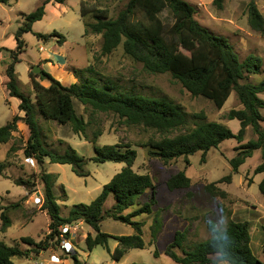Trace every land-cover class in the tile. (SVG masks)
Wrapping results in <instances>:
<instances>
[{"label":"trees","instance_id":"trees-1","mask_svg":"<svg viewBox=\"0 0 264 264\" xmlns=\"http://www.w3.org/2000/svg\"><path fill=\"white\" fill-rule=\"evenodd\" d=\"M66 0H47L34 12L24 14L21 24L15 34L16 49L10 50L0 46V53H9L11 63L6 68L8 82L6 89L10 98L20 101L18 112L12 120L0 128V145L9 144L13 134L18 132V124L23 122L29 129L30 137L24 149L27 158L36 160L41 168L39 181L43 185L44 201L41 210L50 218L49 232L40 242L31 237H22L20 242L30 248L22 250L19 244L9 246L0 241V264H16L17 257H35L43 251L59 250L61 246V228L80 222L88 225L94 231L89 233L85 243L92 252L97 247H103L111 253L112 260L120 263L126 254L133 249L144 250L157 244L163 230L164 222L161 215L155 216L150 225L149 240L145 238L144 222H136L135 218L144 214L152 215L157 205V186L149 174H140L134 170L138 152L132 145H105L95 147L96 156L87 159L75 149L69 148L63 154L51 152L42 139L41 128L36 118L37 111L46 120L59 125H70L77 135H85L89 123L80 117L75 109L74 100L95 113L114 114L127 126H142L160 135L158 139H150L147 143L138 145L149 148V156L160 160L169 166L180 158L188 162L190 156L202 153L205 163L208 152L218 149L227 140H236L239 145L235 150L237 155L229 163L233 173H239L240 168L252 158L257 151L262 154V162L255 168L254 175H263L259 190L264 196V80L259 84L246 82L248 75L258 74L262 68V59L250 55L241 61L232 44L224 37L212 34L196 19V9L185 0H129L125 8L116 18H111L107 9L96 5L81 3L83 17L91 15L93 23H86V33L102 35V55L114 53L120 46L124 54L141 63L150 74H170L174 80L195 98L204 97L221 110L231 95L235 93L242 106L233 109L228 115L229 120H238L241 129L234 133L228 126L219 122H208L204 113L195 114L193 128L189 127L188 114L183 108L164 98H151L133 93H119L112 83L98 84L97 80L88 79L79 84L65 86L50 73L44 72V77L30 72L34 89L35 103L31 96L24 94L19 87L16 67L21 63L20 55L26 48L24 35L33 33L35 23L44 19L46 6L51 2L63 4ZM13 0H0V4L11 5ZM224 0H215L222 8ZM168 13L173 22L167 26L162 15ZM248 21L251 28L264 36V15L257 4L252 1L248 9ZM38 40L48 43L52 38H58L60 45L67 39L64 35L34 33ZM47 81L48 86L42 84ZM201 121V122H200ZM248 128H252L258 136L243 144ZM178 133L176 136H172ZM95 133L94 140L102 136ZM48 159L53 164L71 165L73 172L79 177H89L84 167L90 162L104 164L107 162L124 164L121 172L107 183L101 194L90 204L74 205L67 217L61 213L59 201H67V194L61 199L56 195L55 186L59 176L46 172L44 166ZM6 164L0 162V177L4 174ZM233 175L223 178L217 183H211L206 188L210 193L226 195L217 187L220 183H231ZM18 186H23L30 193L36 187L31 181L17 180ZM170 191L188 190L192 180L185 171H181L167 180ZM147 190H152L150 202L140 206L125 215L133 208L140 196ZM113 195L115 205L104 210L108 198ZM20 203L0 206V232L5 234L12 227L11 212L18 210ZM161 212H164L162 209ZM112 219L131 226L132 235L113 236L102 232V223ZM231 237L230 252L236 264H264L253 252L251 247L250 223L227 222ZM188 231H177L174 241L170 243L165 255L177 264H214L216 259L211 237L188 249L186 242ZM110 240L118 242L114 252L110 249ZM264 253V242H263ZM159 257V252L155 251ZM214 257V258H213ZM74 264H80L76 256L72 257ZM144 264V263H135Z\"/></svg>","mask_w":264,"mask_h":264},{"label":"rangeland","instance_id":"rangeland-1","mask_svg":"<svg viewBox=\"0 0 264 264\" xmlns=\"http://www.w3.org/2000/svg\"><path fill=\"white\" fill-rule=\"evenodd\" d=\"M45 1L47 0H13L11 5H0L1 47L10 50L16 49L15 34L23 15L34 12ZM128 1L66 0L63 4L49 3L46 6L44 19L35 23L33 33L24 35L26 48L20 55L21 63L16 67L20 90L27 96H31L35 103L30 77L32 67L36 65L43 67V62L39 61L40 58L45 53L59 51L65 54L67 64L64 68L73 77L72 83L63 81L66 86L74 83L82 84L88 79L97 80L100 85L110 82L119 93L164 98L181 106L188 114L190 128L195 126L196 121L199 122L193 116L204 113L207 117L206 121L222 123L234 133H238L241 129L240 122L227 119L231 110L242 108L235 93L231 95L223 109L219 110L212 101L204 97H193L170 74L154 75L148 73L141 63L135 62L124 54L122 46L111 55H102V35H85V24L93 23L94 19L91 15L82 16V2L107 9L110 17L116 18ZM185 1L195 7V19L202 26L212 34L226 38L232 44L241 61L250 55L262 59L261 71L258 74L248 75L246 79V82L253 84L262 82L264 80V36L254 31L249 25L248 9L250 3L254 1L264 15V0H224L222 8L214 3L215 0ZM162 17L167 26L172 25L173 20L168 13H164ZM53 32L64 35L67 42L60 45L57 42L58 38H52L48 43H44L38 40L34 34L49 35ZM2 33L5 36H2ZM41 48L45 50L42 51ZM11 61L10 55H4L2 61L0 60V128L10 122L18 112L17 103L19 100L9 97L5 85L8 82L6 66ZM53 63L54 65L57 64L55 61ZM54 74L58 76V71H53ZM42 84L49 85L47 81H42ZM260 97L264 100V94ZM74 104L78 115L89 123L85 135L75 134L70 125L63 126L54 121L46 120L37 111L36 118L46 147L51 152L59 154L73 148L81 156L92 159L96 156L95 147L116 144L134 146L138 152L134 170L140 174L151 175L157 186V205L154 207V213L152 215L144 214L135 218L134 221L147 224L145 238L149 240V226L153 223L155 216L161 215L164 222L162 233L156 245L144 250H130L120 263H116L113 262L111 253L103 247H97L92 252L87 249L85 240L91 232V228L86 224L79 225L77 237L79 251L76 250L77 253L68 255L60 249H50L42 252L38 258L17 257L14 259L16 264H65L66 259L69 263L74 264L73 256L78 257L80 264H177L165 255V250L174 241L177 231H188L186 247L190 249L211 237L208 232L211 223L219 225L225 220L228 222L229 213H232L235 207L242 203H251L257 206L259 210H264V196L259 190V182L263 176L254 175L255 168L262 162L260 151L248 159L237 174L233 173L229 161L238 154L235 149L241 144L233 139L225 141L218 149L208 152L205 163L202 162V153L200 152L188 158L189 164L185 158H180L169 166H165L160 160L149 156V148L138 147L150 139H158L160 137L158 133L142 126L129 127L114 114L95 113L76 99ZM262 115L264 116V109ZM262 127L264 128V122H262ZM98 131H101L103 135L95 141L94 136ZM13 135V140L9 144L0 145V162L6 164L4 174L0 177V206L20 203L21 207L11 212L12 227L5 234L0 232V241H4L9 246L19 244L20 248L25 251L30 246L22 244L20 239L32 237L37 242L43 240L49 232V217L41 211L43 203L40 206L36 205L33 200L35 195L27 196L25 194L26 188L16 184L17 180L31 181L36 185L33 192L44 190L39 181L41 168L36 160L34 162L24 154L30 137L29 129L23 122H20L18 132ZM257 138L258 136L253 129L248 128L243 144ZM123 167L124 164L112 162L99 164L90 161L84 167V170L90 175L84 178L77 176L71 165L53 164L46 159L44 170L59 176L55 186L56 195L64 199L62 198L64 190L68 194L66 202H59L62 215L67 217L74 205L93 202L101 194L103 187L121 172ZM181 171H185L192 180V187L188 190L172 192L167 187V180ZM229 175H233L231 183L224 182L217 185L221 191L228 192H225V196L213 194L207 190L208 185L217 183ZM151 196L152 190H147L138 198L136 205L125 212V215L149 203ZM115 203V198L111 195L104 205V210L111 209ZM162 209L164 212H161ZM237 214L242 213L238 212ZM257 215L256 210L248 207L236 219L238 221L255 220ZM101 229L102 232L113 236L132 235L134 233L131 226L112 219H106L102 223ZM116 243L115 240H110L112 253L117 247ZM155 251L159 252V257L155 256ZM55 256H60L62 262L56 263L54 261Z\"/></svg>","mask_w":264,"mask_h":264},{"label":"crops","instance_id":"crops-1","mask_svg":"<svg viewBox=\"0 0 264 264\" xmlns=\"http://www.w3.org/2000/svg\"><path fill=\"white\" fill-rule=\"evenodd\" d=\"M0 5H3V4H0ZM2 36H5L3 35V33L1 34ZM16 42V40H15ZM17 46V44H16ZM42 51H44L45 49L44 48H41ZM4 55H8V53H0V60L2 61V58L4 57ZM65 54H62L60 53L59 51L58 52H48L47 54L45 53V55L43 57L40 58L39 61H42L43 62V67L42 69L48 73H51L53 75V71H58V76H56L55 74L53 75L54 78H56L57 80L63 82V81H70L69 83H72V80H73V77H72V74L68 71H66V69L64 68L67 64V59L65 58L64 56ZM64 57V58H63ZM53 61L57 62V64L54 65ZM10 64V62H9ZM7 64V66L9 65ZM6 66V67H7ZM63 71V72H61ZM6 83V82H5ZM63 85L64 82L62 83ZM6 85V84H5ZM46 86V85H45ZM48 86V85H47ZM66 86V85H65ZM7 94H8V91H7ZM20 104V101H18L17 103V108ZM7 145V144H5ZM259 152V151H257ZM57 175V174H56ZM263 176V175H262ZM263 179V178H262ZM262 181V180H261ZM260 184V182H259ZM224 190V189H223ZM227 192V191H225ZM228 193V192H227ZM25 194L27 196L29 195H35L34 196V199L35 198H41V199H44L43 198V191L39 190L38 192L34 191V192H25ZM67 194V192H66ZM33 199V200H34ZM67 200H68V194H67ZM59 202H66V201H59ZM15 204V203H13ZM60 204V203H59ZM40 206V205H38ZM252 208L254 210H256L258 212V215L256 216V219L255 220H242V221H238L236 219V217L241 216L243 214V211L245 210V208ZM42 211V210H41ZM44 212V211H42ZM238 212H241L242 214H237ZM45 215H47L46 212H44ZM48 216V215H47ZM229 216H230V219L229 220H233V221H236V222H249L250 223V233H251V238H252V241H251V247H252V250L254 252V254L264 262V253H263V242H264V210H259V208H257V206H255L254 204H251V203H242L240 206L238 207H235L234 211L232 213H229ZM11 217V215H10ZM49 217V216H48ZM12 219V218H11ZM12 224H13V221H12ZM50 224V218H49V223ZM81 226L84 225V223L82 222V224H80ZM147 225V224H146ZM151 225V224H150ZM1 227V226H0ZM146 227V226H145ZM91 228V227H90ZM149 229H150V226H149ZM7 233V232H6ZM91 234L94 235V231L92 230L91 228V232H89ZM162 233V232H161ZM160 233V234H161ZM176 234V233H175ZM160 236V235H159ZM32 238V237H31ZM210 238V237H209ZM34 239V238H33ZM159 239V237H158ZM35 240V239H34ZM207 240V239H206ZM36 241V240H35ZM40 242V241H39ZM158 242V241H157ZM78 244V242H77ZM116 245L118 246V242L116 243ZM115 245V246H116ZM44 252V251H43ZM42 254V252H41ZM40 254V255H41ZM39 255V256H40ZM38 256V257H39ZM56 258H60V263L62 262L61 261V257L60 256H55ZM214 258V257H213ZM65 264H71L68 262V259H66L65 261ZM114 262V261H113Z\"/></svg>","mask_w":264,"mask_h":264},{"label":"clouds","instance_id":"clouds-1","mask_svg":"<svg viewBox=\"0 0 264 264\" xmlns=\"http://www.w3.org/2000/svg\"><path fill=\"white\" fill-rule=\"evenodd\" d=\"M208 232L211 234V243L216 257L214 264H236V259L230 252L231 237L228 232L227 221L225 220L219 225L211 223Z\"/></svg>","mask_w":264,"mask_h":264},{"label":"built area","instance_id":"built-area-1","mask_svg":"<svg viewBox=\"0 0 264 264\" xmlns=\"http://www.w3.org/2000/svg\"><path fill=\"white\" fill-rule=\"evenodd\" d=\"M43 201L44 200H42L41 198H35L34 199V202H35L36 205H42ZM80 224H82V222L77 223V224H73V225H65L64 227L61 228V234H60L61 246H60V250L64 254L71 255V254L77 253V251H76V250H78V248H77V245H78L77 244V237H78V231H79V225ZM54 261L56 263H60V258L54 257Z\"/></svg>","mask_w":264,"mask_h":264},{"label":"water","instance_id":"water-1","mask_svg":"<svg viewBox=\"0 0 264 264\" xmlns=\"http://www.w3.org/2000/svg\"><path fill=\"white\" fill-rule=\"evenodd\" d=\"M32 71H33V73L44 77V72H43V69L40 65H36V66L32 67Z\"/></svg>","mask_w":264,"mask_h":264}]
</instances>
